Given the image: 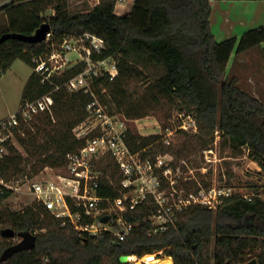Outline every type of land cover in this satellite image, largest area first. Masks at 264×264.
<instances>
[{"label":"trees","instance_id":"trees-1","mask_svg":"<svg viewBox=\"0 0 264 264\" xmlns=\"http://www.w3.org/2000/svg\"><path fill=\"white\" fill-rule=\"evenodd\" d=\"M117 1L99 0L90 6L80 0L73 6L71 0H12L0 9L7 16L0 36L6 32L31 35L48 22L55 41L86 32L104 38L105 54L117 57L119 67L115 80L104 81L110 106L131 119L168 107L192 113L198 122L196 134L181 131L182 140L171 146L164 145L159 134L131 130L128 143L133 151L146 149L154 155L171 153L179 158L189 150L208 147L219 131L234 146H247L264 171V100L226 76L234 52L241 54L264 43V25L218 41L211 27V0H134L125 15L115 13ZM49 9L54 14L47 17ZM43 48V42L13 38L0 43V77L17 59L33 67V55ZM77 71H69L58 81ZM52 89L33 72L23 100ZM53 97L50 109L16 132L24 153L12 141L6 143L8 152L0 159V175L5 180L33 177L46 167H65L67 153L82 147L73 128L86 117L90 96L62 88ZM170 117L168 112L165 118ZM103 169L113 183L105 178L99 194L118 197L122 175L116 163L108 157ZM12 193L10 189L0 193V237H6L5 230L11 228L16 235L32 232L36 242L33 249L17 252L0 264H130L122 263L120 256L142 257L156 251L172 257L174 264H243L253 258L264 264V207L258 196L228 197L216 211L192 206L179 213L175 226L158 235L150 232L148 219L154 205L142 203L124 212L134 226L119 239L111 231L100 236L82 233L69 219L63 223L39 204L14 211L4 204ZM13 244L11 240L0 244V256Z\"/></svg>","mask_w":264,"mask_h":264},{"label":"built area","instance_id":"built-area-1","mask_svg":"<svg viewBox=\"0 0 264 264\" xmlns=\"http://www.w3.org/2000/svg\"><path fill=\"white\" fill-rule=\"evenodd\" d=\"M11 1L0 0V9ZM42 42L43 50L32 57L33 70L42 84H50L53 89L35 99L24 100L18 110L0 120V159L8 152L6 143L22 130L23 125L52 107L53 94L57 90L83 92L90 96V101L86 117L73 128L75 137L83 141L82 147L67 153L61 173H48L32 180L29 191L34 204L31 206H44L55 217L63 219V223L69 219L82 233L100 236L111 231L124 239L134 224L127 222L123 214L142 203L154 205L148 219L150 232L158 235L175 226L183 210L195 205L217 208L230 195L227 190L203 185L196 176L183 177V166L189 168L185 158L176 161L171 153L154 155L146 149H131L128 143L131 119L113 110L108 103L110 94L104 81L115 80L119 67L117 57L105 54L107 43L104 38L86 32L55 41L51 32ZM74 69L78 71L73 76L58 81ZM177 131L197 133L196 117L178 112L171 126L159 133L164 145L174 144ZM212 154H215L213 148L205 150L206 163L214 160ZM108 157L114 160L122 175L118 197L101 196L98 192L105 178L113 183L103 169V162ZM186 181H191L190 185H186ZM4 189L13 190V187L0 175V193ZM105 215H110L106 223L102 221ZM84 220L89 221L84 223ZM16 237L20 236L12 239Z\"/></svg>","mask_w":264,"mask_h":264},{"label":"rangeland","instance_id":"rangeland-1","mask_svg":"<svg viewBox=\"0 0 264 264\" xmlns=\"http://www.w3.org/2000/svg\"><path fill=\"white\" fill-rule=\"evenodd\" d=\"M84 1L88 2L90 6H94L99 2V0ZM120 1L123 0H118L117 3H120ZM129 1L130 0H125L124 2L127 4ZM79 2L80 0H71L73 6ZM53 12L54 10L49 9L45 13V16H52ZM6 23V13L0 10V26ZM241 54H238L237 58H235L236 54H234L231 61L232 67L227 69L226 76L228 79L238 76L240 81H238V83L243 89L252 94L255 89L261 99L264 100V86L259 84L256 75L259 69H264V43L261 47L257 46L250 51ZM242 56L247 58V63L243 64L240 62ZM33 72V67L30 64L22 59H17L5 72L2 73V76L0 77V120L18 110L24 101L23 92L25 85ZM251 76L256 77L258 84L255 83V81V84L253 85V83L249 81ZM111 108L117 111L114 106H111ZM168 112H171V117L166 119L165 117ZM178 112L185 111H179L176 109L170 110V108L165 107L164 109L152 111L150 115L141 119L128 118L131 119L130 126L134 132L141 135H151L159 134L161 131H164L167 126H171L172 120ZM164 125L166 126L164 127ZM182 138L183 133L177 131L174 135V144L179 143ZM11 141L24 153V149L18 142L16 134L12 137ZM208 148H213L215 153L212 154L214 160L210 163H206L205 160V150ZM181 158H185L189 163V168L183 166V177L185 175L191 177L196 176L198 180L207 187H213L218 190H227L230 195L224 198V202L226 198L234 195H239L247 199L258 196L262 200V206L264 207V171L259 164L251 158L250 150L247 146L236 147L228 138L224 137L222 133L217 131L214 141L208 147L204 149L189 150L186 156L179 158L175 157V160L177 161ZM46 168H48V171ZM46 168L33 177L22 176L19 179L10 181L4 179L13 187L12 195L4 201V204L14 211L23 210L31 206V203L34 204L33 196L29 191L32 180L39 179L48 173H61L64 170V167L58 169L52 167ZM190 169L192 172H190ZM182 182H184V179ZM190 182L186 181L185 184L190 185ZM191 185H193V183H191ZM224 202L221 205H223ZM221 205L217 208H213V210L216 211ZM109 223L108 227L111 226V221ZM10 240L16 243L21 239L20 237H16L13 240L10 237L7 238L1 236L0 244ZM153 253H156L160 258L166 256L162 251H156ZM135 256L141 260L144 259L147 254L142 257L138 255Z\"/></svg>","mask_w":264,"mask_h":264},{"label":"crops","instance_id":"crops-1","mask_svg":"<svg viewBox=\"0 0 264 264\" xmlns=\"http://www.w3.org/2000/svg\"><path fill=\"white\" fill-rule=\"evenodd\" d=\"M124 1L125 0L116 4L115 13L117 15H125L131 11L134 0H130L127 4ZM211 5V27L218 41L231 37H240L249 29L264 25V0H211ZM250 50L251 49L248 51ZM234 54H236L235 58L238 57V53L235 52L232 54L227 69L232 67L231 61ZM240 62L245 64L248 60L246 57L242 56L240 58ZM256 75L259 84L264 86V69H259ZM234 78L239 81L238 76H234ZM249 81L252 82L253 85L255 83L258 84L255 76H251ZM253 94L261 99L255 89Z\"/></svg>","mask_w":264,"mask_h":264},{"label":"water","instance_id":"water-1","mask_svg":"<svg viewBox=\"0 0 264 264\" xmlns=\"http://www.w3.org/2000/svg\"><path fill=\"white\" fill-rule=\"evenodd\" d=\"M51 25L48 22H44L34 34L31 35H26V34H21V33H15V32H6L0 36V43L3 41L13 38V39H18L22 40L25 42H30V43H39L42 42L46 39L47 35L51 33ZM110 219V215H105L102 218L103 222H108ZM4 235L6 237H14L16 236V232L11 229L7 228L4 232ZM18 236L21 237V240L14 243L13 245L7 247L3 253L0 256V262H3L7 260L9 257H11L13 254L26 250V249H33L35 246L36 242V236L30 231H24L20 232ZM120 261L122 263H130V255L124 254L120 256ZM243 264H258V261L256 258L251 259L248 262H245Z\"/></svg>","mask_w":264,"mask_h":264},{"label":"bare ground","instance_id":"bare-ground-1","mask_svg":"<svg viewBox=\"0 0 264 264\" xmlns=\"http://www.w3.org/2000/svg\"><path fill=\"white\" fill-rule=\"evenodd\" d=\"M131 264H174L170 256L158 257L156 253L147 254L144 259L139 260L135 255L130 256Z\"/></svg>","mask_w":264,"mask_h":264}]
</instances>
